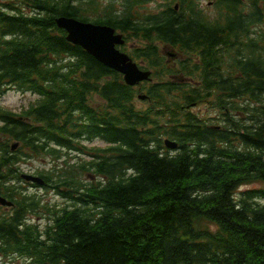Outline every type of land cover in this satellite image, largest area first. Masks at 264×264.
Wrapping results in <instances>:
<instances>
[{
  "label": "trees",
  "instance_id": "obj_1",
  "mask_svg": "<svg viewBox=\"0 0 264 264\" xmlns=\"http://www.w3.org/2000/svg\"><path fill=\"white\" fill-rule=\"evenodd\" d=\"M26 1L29 12L0 3V92L14 86L41 95L21 114L0 104V194L15 204L0 205V255L32 264H264V187L237 194L243 183H264V37L251 36L264 33L253 27L264 23V0H223L216 20L196 0L138 17L130 10L138 0L107 10L101 21L148 40L132 50L154 69L146 107L137 106L138 89L56 24L58 15L88 19L97 0ZM155 41L198 60L176 71ZM195 71L200 86L165 79ZM211 93L226 110L224 126L190 110ZM236 97L254 103L247 118L236 117ZM162 135L176 139L178 151L164 149ZM11 138L23 155L86 153L80 169L99 179L63 174L53 181L73 203H43L13 183L23 155L9 149ZM95 138L105 146L84 144ZM40 208L51 220L44 229L28 218Z\"/></svg>",
  "mask_w": 264,
  "mask_h": 264
},
{
  "label": "rangeland",
  "instance_id": "obj_2",
  "mask_svg": "<svg viewBox=\"0 0 264 264\" xmlns=\"http://www.w3.org/2000/svg\"><path fill=\"white\" fill-rule=\"evenodd\" d=\"M15 2H18V0H13ZM102 4H107L110 0H100ZM201 5L206 8L207 10L211 11L213 10L212 4H209L208 2L210 0H199ZM146 7H141V11L145 12L147 10L149 11H156L160 7L158 0H153L150 2H147L145 4ZM139 10V8H138ZM92 17L96 16V14H91ZM129 43L128 49L132 50L131 48L133 45L137 43L135 39H132L131 41L127 42V45ZM140 44V42H139ZM161 47V50L163 52L172 50V48L169 45H162L158 43ZM123 50V49H122ZM183 58V54H179L177 56H172L171 61L177 58ZM136 61H139L140 64L145 65L142 63V58L136 59ZM196 74V73H194ZM196 77H199V75H195ZM200 79V78H199ZM37 98V94L30 91H22L18 90L16 88H8L4 92L0 94V103L6 106H9L11 108H14L15 111H19L22 107L28 106L30 103L35 101ZM137 106H147L148 101H142V100H136ZM194 111L198 113V115L202 118H207L209 116L217 115V111L211 107L208 103H202L200 105H197L193 108ZM245 116V115H243ZM216 123V122H212ZM164 136V135H162ZM166 135L164 136L165 139ZM100 144L104 145L103 141L100 139H95L93 142H89L90 145L92 144ZM66 151V150H65ZM62 151V156L60 158H56L54 155L51 154H40L34 157H27V159H23L20 162V171L22 172H30L37 174L38 170L45 169V170H52L50 176L58 177L59 175L63 174H69L75 173L77 176L82 178L83 180H89L94 179L95 176L90 175L86 172H79L78 165L73 166L74 164H78L81 161V156L74 152H65ZM17 184L23 185L26 187L27 193L31 195H35V197L39 198L41 201L49 204H56V205H64L68 204L69 200H66L64 197H62L56 188L53 187H46V186H35V185H29L28 183L24 181H16ZM264 187V183L262 182H253V183H246L242 184L238 189V194L241 191H244L247 188H261ZM46 210L44 208H40L38 212H31L29 214V217L32 218V221L39 222L43 226L46 225V223L49 221ZM0 264H31L29 259L25 256L18 255V254H11V255H3L0 256Z\"/></svg>",
  "mask_w": 264,
  "mask_h": 264
},
{
  "label": "water",
  "instance_id": "obj_3",
  "mask_svg": "<svg viewBox=\"0 0 264 264\" xmlns=\"http://www.w3.org/2000/svg\"><path fill=\"white\" fill-rule=\"evenodd\" d=\"M58 25L68 31L67 39L85 47L104 64L118 69L125 74L127 83L133 84L141 79L147 78L149 71L140 70L130 60L127 54L120 52L115 43H122L121 35H115L114 29L107 25L82 22L74 17L60 16L56 19ZM143 97L144 95H140ZM169 146H175V142L166 141ZM26 178L42 182L40 178L25 175ZM0 202L9 203L0 196Z\"/></svg>",
  "mask_w": 264,
  "mask_h": 264
},
{
  "label": "bare ground",
  "instance_id": "obj_4",
  "mask_svg": "<svg viewBox=\"0 0 264 264\" xmlns=\"http://www.w3.org/2000/svg\"><path fill=\"white\" fill-rule=\"evenodd\" d=\"M32 87V86H31ZM33 88V87H32ZM44 89V88H43ZM40 106V105H39ZM167 106V105H166ZM33 108V107H32ZM73 117V116H72ZM78 118V117H77ZM121 119V118H120ZM131 119V118H130ZM122 121V120H121ZM147 124V123H146ZM181 127V126H180ZM178 130V129H177ZM33 132V131H32ZM175 132V131H174ZM29 143V142H28ZM160 143V142H159ZM110 177V176H109ZM243 184H246V183H243ZM242 185V184H241ZM240 185V186H241ZM252 189V188H251ZM263 202V200H261Z\"/></svg>",
  "mask_w": 264,
  "mask_h": 264
}]
</instances>
